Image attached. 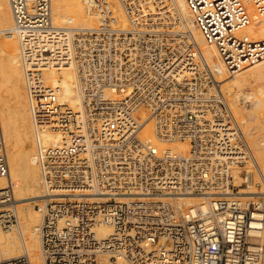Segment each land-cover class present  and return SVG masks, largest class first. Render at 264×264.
Masks as SVG:
<instances>
[{
    "label": "built area",
    "instance_id": "2783aa9c",
    "mask_svg": "<svg viewBox=\"0 0 264 264\" xmlns=\"http://www.w3.org/2000/svg\"><path fill=\"white\" fill-rule=\"evenodd\" d=\"M85 1L96 27L56 25L52 0H10L37 127L45 264H100L105 254L130 264H264V167L221 78L264 55V39L241 33L246 1L186 0L222 64L174 30L181 17L170 0H121L128 27L108 0ZM251 2L264 15V0ZM72 63L76 107L45 81L47 69ZM150 121L155 138L143 134ZM47 129L60 138L46 144ZM17 207L0 108L2 228L19 224ZM102 224L112 233L102 236ZM0 264L33 260L24 252Z\"/></svg>",
    "mask_w": 264,
    "mask_h": 264
},
{
    "label": "bare ground",
    "instance_id": "6f19581e",
    "mask_svg": "<svg viewBox=\"0 0 264 264\" xmlns=\"http://www.w3.org/2000/svg\"><path fill=\"white\" fill-rule=\"evenodd\" d=\"M245 1L250 9L251 21L241 30V33L254 40L264 39V15L258 14L251 0ZM107 2H109L119 24L128 27L130 20L121 0H108ZM52 3L54 23L58 26L87 29L99 25L98 12L87 9L85 0H52ZM154 9L155 7L152 5L151 10ZM170 9L174 10V13L180 14L181 17L180 24L173 25L174 30H183L191 39L195 40L209 62L222 64L221 54L216 44L209 42L200 29L193 24L187 1L170 0ZM4 36L7 41H4ZM4 52L9 54L8 70L4 63ZM21 61V42L15 29L10 0H0V95L3 100L2 116L6 129L10 176L14 182L15 197L19 201L17 207L19 224L11 227L15 230L8 232L0 228V260L28 252L32 257L33 264H45L39 231L44 216L45 202L41 203L43 201L41 197L45 195V189L37 158V127L29 103ZM252 73H255L257 78L263 79L264 55L254 61H246L239 70L232 74L226 72L222 78L223 86L231 93L229 97H231L236 116L243 120L248 133H252L253 126L256 130L264 129V123L262 124L259 120L260 118L264 119V92L262 89H259L258 92L256 90L255 93L243 91V84L247 83V80L250 81ZM45 81L48 86L57 89L59 102L69 103L75 107L82 103L78 70L75 63L60 68L47 69ZM242 96L252 101L253 107L250 106V109L244 108V105L241 107L239 100ZM254 118L256 122L253 121ZM249 125L252 127L249 128ZM248 133L247 136H249ZM261 133H263L261 136L254 137L253 144L249 142L258 162L264 167V131ZM143 134L155 138L152 121L148 122ZM43 138L46 144L53 143L60 138V133L53 129H47L43 132ZM173 147L184 152L189 149L188 144L184 142L174 143ZM191 201L193 199L187 200V202ZM97 230L102 236L112 233V228L106 224L100 225ZM109 261L108 254H105L102 256L100 264H115L109 263ZM116 262H118L116 264H130L123 257H118Z\"/></svg>",
    "mask_w": 264,
    "mask_h": 264
},
{
    "label": "rangeland",
    "instance_id": "374dc122",
    "mask_svg": "<svg viewBox=\"0 0 264 264\" xmlns=\"http://www.w3.org/2000/svg\"><path fill=\"white\" fill-rule=\"evenodd\" d=\"M172 1V0H171ZM7 38H5V36H4V41H7L6 40ZM3 57H4V63H5V67H6V69L8 70L9 69V64H8V61H9V54L7 53V52H4V54H3ZM253 75H251V79H250V81H246L247 83H244L243 84V91L246 93H248V92H250V93H255L256 92V90H257V92L258 91H260L259 89H262V91L264 92V77H263V79H260V78H257V76L255 75V73H252ZM221 78H223V76L221 77ZM263 82H262V81ZM262 83H261V82ZM261 83V84H260ZM224 85V84H223ZM262 85V86H261ZM224 88H226L225 86H224ZM228 89L226 88V91H227ZM234 91H235V89H234ZM228 93H229V91H228ZM233 94V93H232ZM229 96H231V93H229ZM230 99H231V97H230ZM240 102H241V107H243V105H244V108H249L250 109V106L251 107H253L252 105H253V102L252 101H249V100H247V99H245L243 96L240 98V100H239ZM246 101V102H245ZM2 106H3V100H1V95H0V108H1V116L3 115V109H2ZM263 117V116H262ZM259 120H261V122H262V124L264 123V119H262V118H260ZM2 123H3V127H4V131H5V135H6V129H5V124H4V119H3V116H2ZM253 121H255V118L253 119ZM253 121H252V123H253ZM242 122H243V120H242ZM256 122V121H255ZM254 122V123H255ZM243 124H244V122H243ZM252 126H250L249 125V128H251ZM244 129H245V126H244ZM258 129V128H257ZM260 129V128H259ZM259 129L258 130H256V128H254V126L252 127V129H251V131H252V133H248V129H245V131H246V133H248L249 134V136H248V138H249V141L250 142H252L251 144H253V139H254V137L256 138L257 136H261L263 133H261L262 131H264V129H260V131H259ZM251 138V139H250ZM6 141H7V138H6ZM264 141V140H263ZM263 164V163H262ZM13 178L14 179H16V177L15 176H13ZM17 180V179H16ZM16 198V197H15ZM43 197H41V199H42ZM17 199V198H16ZM17 202H18V205H19V201H18V199H17ZM40 202V201H39ZM44 201H41V203H43ZM0 228L3 230V231H8V232H10V231H14L15 229H13V228H10L9 230H7V229H4V228H2L1 226H0ZM109 256V255H108ZM110 257V256H109ZM110 259V258H109ZM109 263H118V262H116V261H114V260H112V259H110V261H109Z\"/></svg>",
    "mask_w": 264,
    "mask_h": 264
}]
</instances>
